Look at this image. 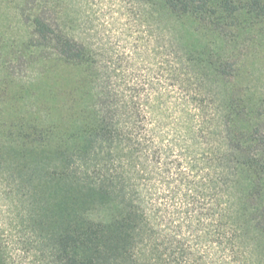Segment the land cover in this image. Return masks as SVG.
<instances>
[{
  "label": "trees",
  "instance_id": "trees-1",
  "mask_svg": "<svg viewBox=\"0 0 264 264\" xmlns=\"http://www.w3.org/2000/svg\"><path fill=\"white\" fill-rule=\"evenodd\" d=\"M143 6L166 23L164 67L179 86L158 97L119 84L70 12L57 26L35 18L56 51L53 105L29 118L0 93V180L16 209V253L38 264H252L246 251L264 235V144L258 127L242 125L254 114L230 93L234 67L220 44L224 28L263 21L264 0ZM61 67L74 71L65 89ZM208 80L217 91H203ZM0 264H11L1 239Z\"/></svg>",
  "mask_w": 264,
  "mask_h": 264
},
{
  "label": "rangeland",
  "instance_id": "rangeland-1",
  "mask_svg": "<svg viewBox=\"0 0 264 264\" xmlns=\"http://www.w3.org/2000/svg\"><path fill=\"white\" fill-rule=\"evenodd\" d=\"M144 4L145 0H0V93L12 99L18 114L29 118L34 107L53 105L48 100L52 83L48 70L56 51L53 43L37 35L33 22L41 17L57 26L67 12L79 18L78 29L85 43L106 52L103 58L130 93L158 97L165 91L176 92L178 80L164 67L166 23L159 15L150 18ZM194 27L206 31L203 24ZM223 34L224 44L211 37L216 42L212 46L222 45L223 60L234 67L226 76L231 95L254 114L242 125L258 127L257 138L264 144V20L224 28ZM181 36L185 41L188 35L183 31ZM57 74L60 86L69 87L74 71L61 67ZM206 82L203 91L218 90L212 80ZM12 118L8 116V120ZM5 188L0 180V239L7 248L9 262L38 264L32 254L16 253V209L5 197ZM260 220L263 228L264 218ZM242 246L246 251L245 235ZM250 250L246 252L252 264H264L263 234H258V247Z\"/></svg>",
  "mask_w": 264,
  "mask_h": 264
}]
</instances>
